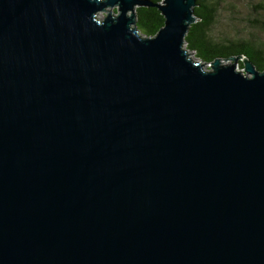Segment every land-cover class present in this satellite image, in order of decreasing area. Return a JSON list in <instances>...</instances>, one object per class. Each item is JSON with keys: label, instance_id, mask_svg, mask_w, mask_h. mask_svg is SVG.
<instances>
[{"label": "water", "instance_id": "water-1", "mask_svg": "<svg viewBox=\"0 0 264 264\" xmlns=\"http://www.w3.org/2000/svg\"><path fill=\"white\" fill-rule=\"evenodd\" d=\"M195 5L0 0V264H264V71Z\"/></svg>", "mask_w": 264, "mask_h": 264}, {"label": "trees", "instance_id": "trees-1", "mask_svg": "<svg viewBox=\"0 0 264 264\" xmlns=\"http://www.w3.org/2000/svg\"><path fill=\"white\" fill-rule=\"evenodd\" d=\"M158 2L160 0H151ZM193 7L195 21L191 23L183 37L184 47L192 52V58L201 62L228 56L243 55L248 58L258 70L264 71V40L245 38L212 36L211 27L217 20L215 13L218 7L217 0H195ZM233 18L238 16L232 15ZM232 19V18H230ZM163 18L159 11L152 6L135 7V27L141 35L152 36L162 25ZM250 28L263 32L264 21L261 19H245ZM223 34V32H222ZM263 38V37H262ZM236 66L242 68L240 61Z\"/></svg>", "mask_w": 264, "mask_h": 264}, {"label": "rangeland", "instance_id": "rangeland-1", "mask_svg": "<svg viewBox=\"0 0 264 264\" xmlns=\"http://www.w3.org/2000/svg\"><path fill=\"white\" fill-rule=\"evenodd\" d=\"M217 2L219 5L216 9L215 16L218 21L210 29L212 36H233L251 40H264L263 32L250 28L245 21V19L249 21L254 18L264 21V0H217ZM108 10L106 8L104 11L97 12V17L102 18ZM232 15L241 18L238 20L237 17L233 18ZM182 47H184L183 42ZM186 54L192 57L190 50L186 49ZM235 69L242 72L240 66L235 65Z\"/></svg>", "mask_w": 264, "mask_h": 264}]
</instances>
